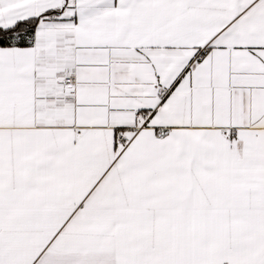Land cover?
<instances>
[{
    "label": "snow or ice",
    "instance_id": "obj_1",
    "mask_svg": "<svg viewBox=\"0 0 264 264\" xmlns=\"http://www.w3.org/2000/svg\"><path fill=\"white\" fill-rule=\"evenodd\" d=\"M0 264H264V0H0Z\"/></svg>",
    "mask_w": 264,
    "mask_h": 264
}]
</instances>
